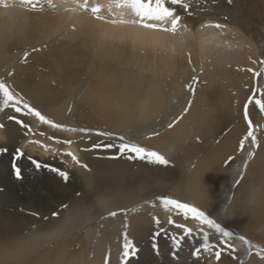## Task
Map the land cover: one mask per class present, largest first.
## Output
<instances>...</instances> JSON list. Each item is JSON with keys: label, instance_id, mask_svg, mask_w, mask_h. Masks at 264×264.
I'll return each instance as SVG.
<instances>
[{"label": "bare ground", "instance_id": "obj_1", "mask_svg": "<svg viewBox=\"0 0 264 264\" xmlns=\"http://www.w3.org/2000/svg\"><path fill=\"white\" fill-rule=\"evenodd\" d=\"M196 3L168 0L173 16L148 21L162 25L149 29L133 22L138 17L124 0H87L88 9L100 6L98 14L81 7L85 0H40L35 9L0 0V80L23 103L66 126L41 123L10 105L0 111V155L6 153L0 161V264H105L106 257L108 264H264V112L254 104L248 116L257 144L248 137L240 145L248 132L244 104L254 88L264 102L262 21L211 7L199 11ZM176 15L175 31L163 30ZM121 142L157 151L169 164L129 159L106 147ZM14 155L25 158L27 184L12 177ZM37 165L45 174L33 175ZM160 195L199 207L257 248L232 238L229 249L210 234L218 247L194 255L202 226L164 209L155 199ZM14 199L58 215L28 218ZM97 207L101 222L84 233L77 250L65 229ZM121 209L136 211L108 216ZM125 231L135 247L127 258ZM48 237L58 243L32 249Z\"/></svg>", "mask_w": 264, "mask_h": 264}, {"label": "snow or ice", "instance_id": "obj_2", "mask_svg": "<svg viewBox=\"0 0 264 264\" xmlns=\"http://www.w3.org/2000/svg\"><path fill=\"white\" fill-rule=\"evenodd\" d=\"M24 4H31L33 9L36 8L37 4L40 2V0H21ZM50 2V0H49ZM229 3L232 2V0H228ZM124 3L131 7L134 15L138 17L133 22L136 24L141 25L142 27L149 28V29H158L162 28V25L155 24V23H149L150 20H165L174 14V9L170 8L169 6H166L168 3V0H124ZM170 3L175 5L181 3V0H170ZM117 6H120L119 4ZM81 7L85 8L86 10H90L93 14H98L101 11V8L99 5L92 7L88 9L87 0H85V4L81 5ZM187 7V5H185ZM102 18V17H98ZM181 17L179 15H176L174 19L171 20V27L166 28L163 30L166 31H175L178 22L180 21ZM115 22V21H113ZM217 27H220V25H217ZM27 55V53H25ZM251 71V70H250ZM11 75V73H10ZM191 101H189V104ZM22 104L23 109H27L29 113L34 115L38 118V120L41 123H47L55 128L63 129L66 126L61 124H56L52 122L51 120L47 119L44 115H42L38 110L31 107L27 103H22L21 97L10 90V87L6 85L2 80H0V110H3V108L7 106H11L12 109L16 112L22 111V108L19 106ZM250 104L256 105L261 112H264V102L260 98H257V91L254 88L252 91V95H250L247 99V102L244 104V119L248 122V132L247 136L240 141L241 148H243L245 144V140L250 137L252 145L255 146L257 144L256 136L253 133V127H252V121L249 119L248 116V108ZM188 108L186 107L184 109V112H187ZM9 119H13V117H9ZM19 123H22L18 121ZM175 123V120L173 122H170L168 124V127H173ZM2 127V125H0ZM70 131H90L88 129H69ZM121 141L124 140L123 137L120 138ZM65 143H71V141H64ZM106 147H117L118 151L121 155L123 154H129V159H140V160H147L151 163H156L159 165H167L169 164V161L160 153L157 151L149 150L145 148L144 146H141L139 144L133 143V142H121L119 145H106ZM19 154V150H17ZM68 155H72V153H68ZM249 157L253 155V153L249 152ZM73 159L75 160L76 157L73 156ZM232 158L230 157L229 160ZM39 167V165H37ZM244 167H247V161L244 163ZM14 174L19 178L20 176V170L13 165ZM59 175L66 178V175L64 172L57 170ZM243 176V172L241 173V178ZM240 183V180H236L235 184L233 185V188L238 186ZM79 195V194H78ZM234 196V193H233ZM233 196H228L227 200L230 203ZM156 201L159 202L160 206H162L164 209L172 210L175 214L182 215L186 220L189 218L195 219L198 221L199 225L202 227L199 229L200 235L202 236V243L199 248H197L194 251V255L199 254L201 249L204 251H211L213 247H218V245L212 244L210 240V234L218 235L220 237V244L226 246L229 249H234V246L232 243H230L231 239L234 238V234L227 230L226 227L222 226L220 223L216 221V219L212 218L211 215L203 210H201L199 207L194 206L193 204L187 203V202H181L178 199L171 198L168 195H160L155 198ZM153 206H155V202H152ZM66 205H62L61 209L63 210L66 208ZM227 207V205H226ZM129 211H136V209H121L119 212L113 211L109 212V217H115L116 215L123 213V212H129ZM33 215H38L36 213H33ZM58 213L54 212L52 213V216H57ZM44 219H48L45 217ZM153 220L158 224L159 219L157 217H153ZM169 224H174L175 221L173 220L172 216L170 215L168 218ZM127 227V223H125V228ZM176 227L181 228L184 235H191L193 232V229L186 227L183 224H178ZM205 228L207 230H205ZM124 236V243H123V253L122 256L124 258L129 257L130 255H135V247L133 246V243L130 239L127 237V232L125 231L123 233ZM239 239V241L243 245H249V247H255L254 245H250L249 241L244 236L236 237ZM178 243V242H177ZM259 255V253H257ZM220 251L216 252V257L219 258ZM105 264H108V258H105Z\"/></svg>", "mask_w": 264, "mask_h": 264}, {"label": "rangeland", "instance_id": "obj_3", "mask_svg": "<svg viewBox=\"0 0 264 264\" xmlns=\"http://www.w3.org/2000/svg\"><path fill=\"white\" fill-rule=\"evenodd\" d=\"M185 1L187 2V4H189L193 0H185ZM195 5L199 6V7H197V8H199V11H201L202 9H203L202 11H204V10L211 7L213 9H219L221 13H225L224 10H226V11H229L231 14H234V12L236 11L237 15H241L242 17H248L252 21H256L258 19V20L262 21L261 32L263 34L262 37L264 39V0H232L231 3H229L228 0H197V3ZM221 9H223V11H221ZM241 20L247 21L246 18H242ZM260 44H262V42ZM19 106L22 108V104ZM25 110L27 111V109H25ZM252 124H253L252 125L253 129H255L256 128L255 123L252 122ZM101 134H103V133H101ZM114 138L120 139L121 137H114ZM27 141H28V138L22 142V145H20V149H24L26 147ZM4 155H6V153H3L0 155V161H2V158L4 157ZM19 155H20V153H19ZM7 156H9V154ZM14 156H12V157L10 156V160H9V162H10L9 163V169H10V172L12 174V177L16 182H22L23 184L24 183L27 184L26 181L28 179L26 180V176L24 174L25 168L22 169L23 168L22 166H25L22 163V160H24L25 158L21 159L17 155L14 158ZM60 160H62V158H60ZM13 165H15L20 170L19 178H17V176L14 174ZM1 168H2V165L0 163V170H1ZM37 168H38L37 166L32 168L33 175L35 174V176H37L36 172L44 173L42 171L43 167L39 166V168L38 169ZM26 169H28V168H26ZM29 175H30V177L28 176V178L32 179L31 174H29ZM8 199H10V198H8ZM12 201H14V202H12V204L14 203V205H15V203L17 204L19 202L17 210L20 211V213H22V215L27 216L28 218H30V216L31 217H36V216L40 217V215H43V214H44L43 216L45 218L46 217L45 214H47L49 212H56L55 210L54 211L53 210H46L45 208H42V209L41 208L40 209L32 208V207L28 206L24 201L22 202V201H19L18 199H14ZM7 202H9V200H7ZM2 203H3V201H0V204H2ZM12 204H10V205H12ZM14 205H12V206H14ZM62 205L67 206L66 203H64ZM62 205H59L58 207L61 208ZM33 213H36L38 215H33ZM100 213H101V210L99 207L93 209L89 213H83V214L80 213L78 215V217L83 218V221L76 220V221L72 222L71 226H69L67 229H65V233L63 235H65L66 233L67 234L70 233L69 235L73 236L72 242H74V245L76 246L77 250L80 249L81 243L84 240V238H83L84 233L89 232L91 229H94L96 227V225L99 222H101V218L103 215H101ZM195 224H196V221H191V223L190 222L188 223V225H191L192 227L193 226L196 227ZM71 228H74V231H72V233H71V231H67L68 229H71ZM230 231L234 234V239H237L236 237L243 236L236 231H233V230H230ZM25 234H27V233H25ZM213 236H218V235H213ZM58 238H60V236ZM54 239L55 238H53V237H48L46 239L40 238V240L34 242V247L32 249L35 251H38V252L47 250V249L51 248L53 245L58 243V241L56 242V241H54ZM193 239H195L194 236H193ZM154 240H155L154 238L151 239L150 247L152 246L151 247L152 250L154 252H156L157 251V245H156ZM211 240L214 241V239H211ZM237 240H239V239H237ZM247 240L249 241L250 245L255 246V247H253L254 249L257 248V245L254 241H251L249 239H247ZM44 243H47L48 246L44 247ZM154 254H159V252H156ZM31 255H33V253H31ZM142 255H143V253H142ZM171 256L173 257V255H171ZM26 261L28 262V259ZM27 262H25V264H27ZM118 264H124V262H119Z\"/></svg>", "mask_w": 264, "mask_h": 264}]
</instances>
